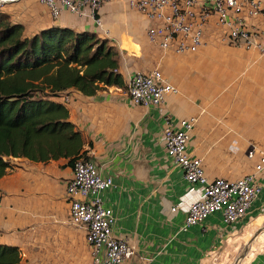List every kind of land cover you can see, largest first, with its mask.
Instances as JSON below:
<instances>
[{
	"label": "crops",
	"instance_id": "obj_1",
	"mask_svg": "<svg viewBox=\"0 0 264 264\" xmlns=\"http://www.w3.org/2000/svg\"><path fill=\"white\" fill-rule=\"evenodd\" d=\"M0 8L24 23L30 34L60 24L110 39L120 49L127 86L133 73L158 68L178 88L153 106L135 104L127 87L118 86L92 96L72 89L56 97L68 106L71 121L86 138L87 155L117 184L103 196L116 217L114 235L128 238L134 248V257L123 264H229L239 258L238 264H263L264 245L256 241L260 235L248 245L264 225V188L248 215L235 224L226 223L216 211L202 223L179 230L186 214H171L170 208L191 185L167 154L164 128L167 117L197 118L188 151L203 158L210 179L254 173L264 149V54L230 41L215 19L197 51H165L150 42L149 21L130 0L106 2L98 11L101 24L71 12L54 19L38 0ZM255 24L264 30V13ZM67 161L14 157L0 178V243L21 248L20 264H92L87 229L70 217L67 183L74 167Z\"/></svg>",
	"mask_w": 264,
	"mask_h": 264
},
{
	"label": "built area",
	"instance_id": "obj_2",
	"mask_svg": "<svg viewBox=\"0 0 264 264\" xmlns=\"http://www.w3.org/2000/svg\"><path fill=\"white\" fill-rule=\"evenodd\" d=\"M15 1L20 0H0V6ZM38 1L54 19L71 12L80 17L92 16L101 24L98 11L109 0ZM130 3L149 21L147 35L150 42L165 51H197L206 43L205 29L215 19L225 29L230 41L264 54V30L255 24V19L264 13L263 0H130ZM177 91V86L170 83L158 68L133 73L127 86L132 102L146 106L161 104ZM196 121V117L178 121L167 117L164 128L167 154L191 185L181 201L170 208L171 214L179 211L186 214L180 231L202 223L216 211L223 213L228 224L243 220L264 188V149L254 173L235 179H210L203 158L188 151ZM254 151H249V157H254ZM115 186L114 178L105 176L97 160L91 156L75 162L73 178L67 183L71 221L87 229L92 264H123L134 257L129 239L114 235L116 217L113 209L105 205L103 192ZM3 209L0 188V223Z\"/></svg>",
	"mask_w": 264,
	"mask_h": 264
},
{
	"label": "trees",
	"instance_id": "obj_3",
	"mask_svg": "<svg viewBox=\"0 0 264 264\" xmlns=\"http://www.w3.org/2000/svg\"><path fill=\"white\" fill-rule=\"evenodd\" d=\"M121 57L118 46L96 31L53 24L30 34L0 8V178L14 157L65 158L73 167L89 157L86 138L56 97L72 89L92 96L126 88ZM21 258L19 246L0 243V264H20Z\"/></svg>",
	"mask_w": 264,
	"mask_h": 264
},
{
	"label": "rangeland",
	"instance_id": "obj_4",
	"mask_svg": "<svg viewBox=\"0 0 264 264\" xmlns=\"http://www.w3.org/2000/svg\"><path fill=\"white\" fill-rule=\"evenodd\" d=\"M247 157H248V155H247ZM246 161H247L248 163H251L252 160H250L249 158H247ZM254 164H255V163H254ZM262 233H264V225L256 231L255 235L252 236V239H251V241H250L248 247L250 246L251 242H253V241L256 239L257 236L262 235ZM260 241H262V243H264V239H263V238L260 239ZM263 245H264V244H263ZM248 247H247V248H248ZM239 254H240V255H243L244 253H243V251H241V252H239ZM237 260H238V259H237ZM237 260H234V259H233V260H231V261L229 262V264L232 263V262H233L234 264H237Z\"/></svg>",
	"mask_w": 264,
	"mask_h": 264
},
{
	"label": "bare ground",
	"instance_id": "obj_5",
	"mask_svg": "<svg viewBox=\"0 0 264 264\" xmlns=\"http://www.w3.org/2000/svg\"><path fill=\"white\" fill-rule=\"evenodd\" d=\"M259 224H260V221H257L255 226H258ZM251 229L253 230V227H252ZM262 238L264 239V233H262V235H260V236L258 237V239H256V241H257V240L259 241V240L262 239ZM263 244H264V243H263ZM257 245H258V244H257ZM243 259H244V258H243ZM237 264H238V263H237ZM240 264H241V263H240Z\"/></svg>",
	"mask_w": 264,
	"mask_h": 264
},
{
	"label": "water",
	"instance_id": "obj_6",
	"mask_svg": "<svg viewBox=\"0 0 264 264\" xmlns=\"http://www.w3.org/2000/svg\"><path fill=\"white\" fill-rule=\"evenodd\" d=\"M240 260V258L237 260V262Z\"/></svg>",
	"mask_w": 264,
	"mask_h": 264
}]
</instances>
